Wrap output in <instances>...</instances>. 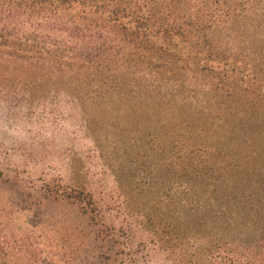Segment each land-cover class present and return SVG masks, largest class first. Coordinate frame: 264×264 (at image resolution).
<instances>
[{
    "label": "trees",
    "instance_id": "16d2710c",
    "mask_svg": "<svg viewBox=\"0 0 264 264\" xmlns=\"http://www.w3.org/2000/svg\"><path fill=\"white\" fill-rule=\"evenodd\" d=\"M193 74L212 82L211 100L227 111L203 119L181 99L195 120L184 117L171 148L161 146L164 175L152 205L168 214L140 212L127 194L116 207L84 186L43 180L50 198L77 192L92 243H106V232L155 227L141 250L113 264H264V0H0V105L40 94L50 110L62 97L162 105ZM24 210L0 200V264H53L43 259V235L22 226ZM96 249L97 264H111Z\"/></svg>",
    "mask_w": 264,
    "mask_h": 264
},
{
    "label": "rangeland",
    "instance_id": "374dc122",
    "mask_svg": "<svg viewBox=\"0 0 264 264\" xmlns=\"http://www.w3.org/2000/svg\"><path fill=\"white\" fill-rule=\"evenodd\" d=\"M246 51L239 48L241 53ZM250 70L245 69L246 76ZM262 73L255 72L258 77ZM184 80L187 86L180 96L176 100L168 97L162 105L139 96L87 98L79 105L62 97L59 106L50 110L43 107V94L28 104L0 105V168L8 182L0 183V200L25 209L17 215L23 227L43 235V259L53 264H97L91 252L97 248L103 256L100 260L113 264L127 260L126 253L141 250L143 241L152 237L155 227L149 223V227L137 226L126 235L106 232V243H92L94 229L83 213L84 205L75 198L77 192L71 200L50 198L43 180L55 187L58 180L65 181L64 186L72 190L84 186L96 192L104 204L116 207L126 205L122 194H127L140 212L154 210L161 189L159 178L164 175L159 169L161 146L171 148L180 132L175 124H181L184 117L195 120L194 110L181 99L204 111L203 119L208 120L207 113L227 111L226 106L211 100L214 94L208 88L212 82L204 75L193 74ZM197 101L202 103L195 104ZM261 144L264 152V140ZM167 187L165 194L174 188L170 183ZM155 209L158 216V205ZM160 218H154L155 225Z\"/></svg>",
    "mask_w": 264,
    "mask_h": 264
}]
</instances>
